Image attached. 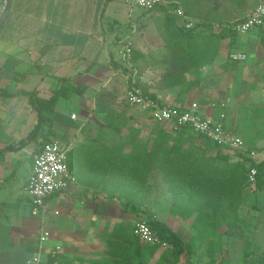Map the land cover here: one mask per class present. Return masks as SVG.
<instances>
[{
  "label": "crops",
  "instance_id": "crops-1",
  "mask_svg": "<svg viewBox=\"0 0 264 264\" xmlns=\"http://www.w3.org/2000/svg\"><path fill=\"white\" fill-rule=\"evenodd\" d=\"M2 3L0 0V12ZM236 3L244 14L234 21L243 19L264 0H252L246 5L241 0ZM156 13L161 12L148 13L137 8L130 11L127 0H11L10 10L0 27V91L18 94L5 96L0 93V264H28L38 252L40 228L51 235L40 255V263L60 252L73 258L74 264H90L89 260L98 254L94 250L80 254L81 248H89L95 242L92 234L101 217L97 198L88 201L81 197L74 205L73 201L63 199L54 202L57 193L46 200V213L33 215L25 189L38 145L8 148L16 147L25 139L36 122V111L30 105L29 96L22 91L36 92L37 97L47 100L62 84H69L82 93L59 98L53 124L44 125L39 139L70 138L65 145L60 143L68 150L76 142H88L92 138L89 132L80 134L84 124L92 121L98 126L103 122L102 111H118L120 99L125 100V82L121 74L127 71L119 56L122 42H132V63L138 86L144 76L166 68V49L158 31L162 22L153 18ZM149 26L152 28L147 34ZM250 32L254 37L242 38ZM250 32L237 36L232 45L224 39L220 58L203 67L205 71L219 69V78H222L218 86L226 90L222 102L227 111L223 113L226 128L231 132L241 120L240 110L236 114L238 107L264 104V26ZM223 44H227L226 53ZM231 54H243L244 58L232 60L229 59ZM133 55L137 56L135 60ZM226 59L228 68L224 66ZM116 66L119 68L115 69ZM228 74L227 88L224 78ZM254 80L256 84L252 83ZM157 98L168 102L159 94ZM245 98L254 100L244 101ZM203 111L213 117L222 113L208 112L206 106ZM72 115L75 118L72 119ZM259 128L258 125L250 129L239 127L234 133L241 132L249 137L248 140L243 137L245 144L255 148L264 145V135L255 136ZM77 185L81 191V185ZM62 210L65 215L60 219ZM154 213L157 211L151 210L155 218ZM172 225L183 241L192 237L189 220H179ZM245 244H252L260 251L264 249V191L253 184H247L244 189L237 225L221 237V247L215 253L216 264H227L226 261L233 259ZM258 264H264V260Z\"/></svg>",
  "mask_w": 264,
  "mask_h": 264
},
{
  "label": "trees",
  "instance_id": "trees-1",
  "mask_svg": "<svg viewBox=\"0 0 264 264\" xmlns=\"http://www.w3.org/2000/svg\"><path fill=\"white\" fill-rule=\"evenodd\" d=\"M155 11L163 13L159 32L166 49V68L156 83L148 85L140 81L139 87L152 99L157 98L156 91L172 92L174 104L185 107L192 102L190 94L200 89V70L219 59L224 39H229L232 45L237 34L231 30L230 24L221 26L218 33L214 32L211 24L204 27L193 25L186 29L184 25L187 21L179 17L172 6L160 5L145 12ZM133 57L134 60L137 58L136 55ZM152 88L155 91H151ZM0 93L5 96L18 94ZM22 93L29 96L30 105L36 111V122L25 139L8 149L33 143L38 145L36 152L50 141L47 137L39 138L44 125L52 126L59 98H69L82 92L69 84H62L47 100L37 97L36 92ZM98 98L103 100L101 96ZM200 100L205 103V100ZM100 115L104 125L96 139L73 146L67 154V164L75 183L81 185L82 190H92L96 195L102 189H115L126 201V207L122 206L121 210L137 214L141 198L150 194L156 176L160 174L170 194L169 214L181 221L189 220L192 237L183 241L165 223L148 218L145 222L152 233L169 245L156 258L160 249L158 246L140 242L129 226L122 222L112 226L105 222L96 232L98 254L89 263L177 264L185 253L190 262L206 260V264H216L215 253L221 247V237L237 225L250 168L257 170L254 187L264 191V159L247 161L240 155L230 156L225 147L216 144H212L210 150L199 146L198 141L204 140L203 136L186 127L177 132L158 129L142 140L139 137L140 128L131 125L133 118L124 110L107 109ZM240 115L241 120L236 128L234 126L233 133L239 127L250 129L258 125L260 128L255 136L264 135V104L246 107ZM112 132L119 136L120 143L108 144L105 141ZM185 137L191 141L187 142ZM250 148H254L253 145ZM40 264H74V259L54 254Z\"/></svg>",
  "mask_w": 264,
  "mask_h": 264
},
{
  "label": "built area",
  "instance_id": "built-area-1",
  "mask_svg": "<svg viewBox=\"0 0 264 264\" xmlns=\"http://www.w3.org/2000/svg\"><path fill=\"white\" fill-rule=\"evenodd\" d=\"M130 11L141 9L150 11L153 8L164 5L162 0H127ZM179 17L186 19L184 12L177 8L174 11ZM185 28L190 29L193 24L185 23ZM264 26V3L255 6L243 18L230 24L231 30L237 35H245L254 28ZM222 28H219L221 30ZM132 42H122L119 50L121 63L126 67V73L121 74L125 82V102L130 107L139 109L145 116L147 124L158 125L162 130L177 132L181 128H189L196 135L203 136L212 144L225 147L230 156L240 155L243 159L257 161L264 159V145L250 148L236 133L225 128V115L219 113L213 117L203 111V106L197 102H191L188 106L180 107L174 103L162 102L159 98L152 99L145 95L138 86L136 71L132 63ZM230 59H243V54H231ZM71 118H75L74 115ZM68 148H63L58 140L45 142L32 156V171L28 177L26 193L30 198L32 214L46 213V200L54 194L66 191L75 183L74 176L70 173L67 164ZM256 168H250L247 174V184L255 183ZM57 214V213H55ZM133 235L145 244L158 246L160 249L169 248L166 242L152 233L145 221H138L133 227ZM50 233L40 228L37 235L38 252L28 264H39L40 255L44 245L49 241ZM58 250V247H57Z\"/></svg>",
  "mask_w": 264,
  "mask_h": 264
},
{
  "label": "rangeland",
  "instance_id": "rangeland-1",
  "mask_svg": "<svg viewBox=\"0 0 264 264\" xmlns=\"http://www.w3.org/2000/svg\"><path fill=\"white\" fill-rule=\"evenodd\" d=\"M162 1L165 6H172L175 9L177 8L181 9L186 15V17L189 18V21L194 26L197 25L198 27H201V26L204 27V25L211 24L214 27L213 30L215 33H218L220 31L219 28H222L221 26L231 24L232 21L238 18H241V16H243L244 14L243 10H240V5L238 6V4L236 3L237 0H162ZM241 1L245 2L244 3L245 5L246 3L248 4L252 2V0H241ZM153 18L156 20L159 19V21L162 22L163 13L162 12L156 13L155 17ZM151 28L152 26L148 27L147 34L151 32L150 30ZM155 28L157 29V27ZM237 36L239 37V35ZM248 37H254V36L251 34V32L250 34L246 36H242V38L244 39H247ZM226 40H229V39H226ZM227 43L229 45V41ZM225 45L227 44H223L224 46L223 51L226 53L228 48ZM227 61L228 60L226 59V62L224 63L225 68H228L226 67V65L229 64L227 63ZM160 69L161 68H159L158 71L154 73L153 75H150V76L148 75L149 77L144 76V80H143L144 83L146 82V84L148 85L150 84L152 85V82L156 83L158 78L162 75L164 71V68L162 72ZM200 74L202 77L201 86L198 91L192 92L190 94L191 101L192 102L195 101L202 106H206L208 112H211L213 110L214 112H223L224 110H226V108L224 107V102H222V100H224V96L226 97V90L223 91L222 88H219L218 86L222 78V77L219 78L220 77L219 69L215 68L212 71L211 70L205 71L202 68L200 70ZM229 83H230V76L228 74L227 76L225 75L224 86L228 88ZM252 83L256 84V81L254 80V82L252 81ZM240 89H242V86L240 87ZM246 89L248 90L250 89V87L248 86L246 87ZM156 93L166 98V101L174 103L173 101L174 94L172 92L166 93L162 91L161 92L156 91ZM200 99L205 100V103H202ZM249 100L253 101L254 99H250V98L244 99V101H249ZM120 103H121L120 110L121 111L124 110L125 112H127V114H130L132 116L133 121L131 125H134L140 128L139 137L142 140H146L149 136H151L152 134H155V132H157L158 129H160V126L158 125L147 124L148 122L146 121V116L139 109L130 107L128 104H126L124 99L121 98ZM251 106H253V104L249 105V107ZM72 108L73 106H70V109ZM244 108L246 107L244 106L238 107L237 108L238 111H236V114L239 112V110L240 112L243 111ZM84 125L85 127H83L80 130V134L82 133L86 135V132L87 133L89 132L88 134L92 136V138H89V140L92 141V140H95L96 137L99 135V130L103 128L104 122L97 124L98 126H96V124L95 125L92 124V121L88 123L87 125L86 124ZM238 134L240 135L242 139L243 137H245L241 132H239ZM69 139L70 138H66V139L57 138L54 140H58L62 145H65L66 143L69 142ZM185 139L187 142L191 141L187 137H185ZM248 139L249 137H245V140H248ZM105 141L108 144H115V143H120L121 140L117 134L115 135L112 132L111 135ZM76 143L75 145H80L79 143L78 144ZM198 144L199 146L201 145L203 147L209 148V150L211 147H213L212 143H210L206 139L198 141ZM69 171H70V168H69ZM156 178L157 180L155 181L156 182L155 186L151 190L150 194L148 196L141 198L140 203H139L140 207L138 208L137 214H133L127 210L125 211L121 210L122 206L126 207L125 205L126 201L124 200V197L122 196V194L119 193L115 189H110V188L102 189L99 195H96L93 193L92 190H87L88 192L84 190L80 191V189H78L80 187L77 185V183H74L64 193H59L58 195L54 197V200H53L54 202L59 201V200L61 201V199H63L65 202L67 200L73 201L74 205H76L75 204L76 202L79 203L81 197H86L85 199H87L88 201H90L94 197L95 199L97 198L96 205H98L99 207V210L101 212V217L99 218L96 224L95 230L93 232L94 234H92V239H95V242L92 243L91 246L89 245L88 246L89 248H86V247L81 248L80 249L81 255H83L85 251H91V252L93 250H94L93 252L98 251L97 244L99 242V239L96 237V232L100 230V228L103 226L105 222H109L111 226L115 222H122L125 225L129 226L130 231L133 234L134 223L138 221H142V220L146 221L150 217L152 218L153 214H151V210L157 211V213H154L155 219L156 218L161 219L163 222L168 224V226H171L175 232H178L175 229V226L172 224L175 222H179V219L172 215L168 216L169 215L168 205H169L170 194L166 191L165 185L163 184L161 180L160 174L157 175ZM69 193H71V195H73L74 197L71 198ZM64 212L65 210L63 211V214L60 217V219L64 217L65 215ZM115 218H117V220ZM178 234L180 233L178 232ZM49 238L51 240V235ZM165 249H159L158 254H156V258H157V255H160L159 253H161V251ZM58 254L63 255L60 252H58L55 255H58ZM234 255L235 256L232 257L233 259H229L226 261L227 264H258L259 262L264 260V249L260 251L257 249V247L253 246L252 244H245L244 246H241L238 249L237 253ZM95 256H97V254ZM220 256L221 258H224V252H221ZM177 264H206V260H201V261L193 260L190 262L188 261L187 255L183 253Z\"/></svg>",
  "mask_w": 264,
  "mask_h": 264
},
{
  "label": "water",
  "instance_id": "water-1",
  "mask_svg": "<svg viewBox=\"0 0 264 264\" xmlns=\"http://www.w3.org/2000/svg\"><path fill=\"white\" fill-rule=\"evenodd\" d=\"M2 4H3V7L0 12V27L4 21L6 14L10 10L11 0H3Z\"/></svg>",
  "mask_w": 264,
  "mask_h": 264
}]
</instances>
